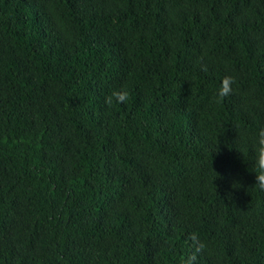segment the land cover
<instances>
[{"label":"trees","instance_id":"trees-1","mask_svg":"<svg viewBox=\"0 0 264 264\" xmlns=\"http://www.w3.org/2000/svg\"><path fill=\"white\" fill-rule=\"evenodd\" d=\"M261 131L264 0H0V264H264Z\"/></svg>","mask_w":264,"mask_h":264},{"label":"clouds","instance_id":"clouds-1","mask_svg":"<svg viewBox=\"0 0 264 264\" xmlns=\"http://www.w3.org/2000/svg\"><path fill=\"white\" fill-rule=\"evenodd\" d=\"M230 91L228 86H224L220 91V95H227ZM112 97L115 98L116 101L123 102L126 100L127 91L125 89L114 90L111 94ZM259 148H258V156L257 163L260 168L261 174L258 176V181L260 183V187L264 188V131H261L260 136L258 138ZM199 247H203L200 245ZM199 250V248L197 249ZM195 259V255H192L188 258L185 264H192V261Z\"/></svg>","mask_w":264,"mask_h":264}]
</instances>
